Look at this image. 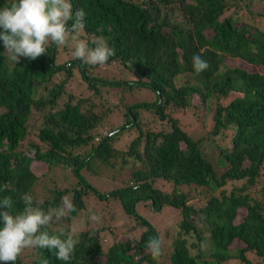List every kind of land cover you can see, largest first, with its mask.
<instances>
[{
  "label": "trees",
  "instance_id": "trees-1",
  "mask_svg": "<svg viewBox=\"0 0 264 264\" xmlns=\"http://www.w3.org/2000/svg\"><path fill=\"white\" fill-rule=\"evenodd\" d=\"M11 2L0 0V7ZM260 2L264 0H71L74 12H85L79 40L91 43L103 37L115 50L99 66L76 57L57 63L55 45L36 60L21 57L15 63L0 41V199L11 196L15 213L24 207V194L44 210L68 197L76 209L65 217L69 220L85 208L89 194H97L115 200L119 211L142 228L138 237L113 234L106 247L99 230L85 229L75 235L78 243L70 261L58 260L55 249L35 247L31 258L20 255L16 264H253L248 253L264 260V185L254 188L264 163V28L237 24L241 12L262 18L264 24V13L250 9ZM195 54L209 64L199 74L192 64ZM226 59L243 66H228ZM112 63L133 78L93 74L95 67ZM79 82L91 97L75 96ZM101 86L121 91L118 103L97 113ZM140 88L152 90L154 99L123 102V91ZM194 98L209 110L208 135L227 136L230 142L229 147L215 145L216 167L201 151L199 139L190 137L168 112L194 108ZM117 104L125 108L121 122L102 132L99 125ZM144 109L166 122L167 130H150L141 115ZM30 133L37 142L19 149ZM119 136H126L121 146ZM41 165L44 170L37 172ZM102 168H112V179L123 170L127 177L98 194L82 170L98 174ZM59 169L72 183L54 185L39 200L34 193L38 180ZM156 181L168 183L169 190L156 187ZM200 196V205L192 203ZM146 201L152 210L167 207L176 213L163 235L137 213L135 207ZM52 223L48 233L66 238L67 229L52 228ZM155 236L165 238L163 248H169L163 261L153 259L146 247Z\"/></svg>",
  "mask_w": 264,
  "mask_h": 264
},
{
  "label": "clouds",
  "instance_id": "clouds-1",
  "mask_svg": "<svg viewBox=\"0 0 264 264\" xmlns=\"http://www.w3.org/2000/svg\"><path fill=\"white\" fill-rule=\"evenodd\" d=\"M85 26L83 9L73 11L71 0H12L7 6L0 7V41L4 52L18 63L20 58L36 60L46 55L52 45L67 46L69 37L74 41L73 54L86 65L99 66L115 55L103 37L91 43L77 40ZM197 74L209 68L200 54L192 57ZM138 185H133L134 190ZM24 207L13 212V199L4 196L0 199V264H16L18 257L27 248L42 247L55 249L56 258L68 262L71 260L78 240L74 232H68L66 238L50 235L47 231L53 219L59 221L75 211V205L68 197L61 198V204L44 210L34 206L30 194L21 197ZM90 218L99 221L95 212ZM64 235V234H62ZM147 250L153 259L162 253L163 241L159 236L149 239ZM47 264V261H44Z\"/></svg>",
  "mask_w": 264,
  "mask_h": 264
},
{
  "label": "rangeland",
  "instance_id": "rangeland-1",
  "mask_svg": "<svg viewBox=\"0 0 264 264\" xmlns=\"http://www.w3.org/2000/svg\"><path fill=\"white\" fill-rule=\"evenodd\" d=\"M250 9L252 12H258L262 11L264 13V2H260L257 5L251 4ZM247 22L251 25H254L257 28L263 29L264 24L262 21V18L257 16H250L246 12H241L238 14L237 17V24ZM82 32V31H81ZM205 34L209 36L211 34L210 30H206ZM80 39V33L77 37V40ZM58 48V53L56 54V62L62 63L65 60L73 59L75 56L73 54L74 50V41L71 39V34L69 37V44L67 46H60ZM225 63L228 66H243V64L236 59H226ZM252 68H250L251 70ZM93 74H96L97 76H102L106 78H122V79H128L133 78L132 74L127 71L121 69L120 66L116 63H112L107 66H101V67H95L93 69ZM75 74H77L75 72ZM108 91L104 90V87L101 86V94L102 96L97 97V99L102 102V104H99L96 102L97 106L95 109V112L100 113L101 109L104 106H111L113 107L114 103H118L117 99L119 96L120 89L112 88ZM117 92L113 94V92ZM75 96L77 98H85L86 96L91 97V91L87 89L83 83H78V87L75 90ZM88 98V97H86ZM95 97H93L94 99ZM154 99V93L150 89L146 88H140V89H133L132 91L125 90L123 91V97L122 100L124 103H130L131 101H152ZM92 100V99H91ZM116 101V102H114ZM194 108H188V109H173L169 108L168 112L172 113L174 117L178 119L179 126L192 138L199 139L200 141V147L201 151L204 155L210 160V162L216 167L217 157H216V147L215 145L219 146H230V142L228 140V137L225 136V138H221L219 136L212 137L208 135V129L210 125L209 121V110L207 107H201L198 104V99L194 98ZM125 110L124 106L121 104H117V107H114L110 113H108L107 116H105L103 124L99 125L100 130L103 132L106 131L107 128L114 127L118 125L123 116L122 112ZM142 118H145L146 121H149L148 128L150 130H167L168 124L166 122H160L157 118H152L151 113H149L147 110H143V113H141ZM36 118V115L32 116V120ZM226 134H228V131H225ZM126 136H119L117 141V146H121L123 144V141L125 140ZM29 141L37 142V140L33 137V135L30 133L26 136V138L21 142V146L19 149L27 148V143ZM82 147L76 148L74 151L77 152L78 150H81ZM93 165V164H92ZM116 167V166H115ZM45 166L41 165V167H37V172H42L44 170ZM111 169H100L97 172L93 173L92 170H82V174L85 177V179L88 181L89 185L93 187L98 194L106 193L107 191L112 190V188L116 187L114 185L115 180L120 179L121 177H127L125 174L127 171L123 170L125 173L123 174H117V179L111 178ZM115 170V169H113ZM64 171L55 170L54 172L47 173L46 175L40 177L38 180L37 185L34 188L35 196L41 200L44 197L48 196V190L52 188L54 185L56 186H68L72 182L68 180L67 177H64ZM116 174V173H115ZM120 175V176H119ZM259 182L256 183L254 186L255 189L258 188L260 185H264V163L262 166V172L260 173V176L258 178ZM117 182V181H116ZM119 182L117 183V185ZM238 183H234V185H237ZM121 183L118 185L120 186ZM154 185L157 187H160L164 190H169L168 183H164L162 181H156ZM227 187L230 186V184H226ZM190 192L192 195L195 194V190L190 189ZM194 204L200 205L204 199L203 196H200L199 199H192ZM86 205L85 208L77 214L75 217L66 220L65 218H62L61 220L53 221L52 228H58L62 226V228H66L68 232H74L75 234L79 231H83L85 229L89 230H99V237L102 239L103 246L106 247L112 242V235L114 234L116 237L121 235H126L130 238L138 237L139 233L141 232V227H138V223L136 222L134 224V221L128 220L120 211L118 208V205L115 200H104L99 198V196L96 194H89V196L85 199ZM264 203V200H263ZM135 209L137 210V213L145 218L155 229H158V233H161L162 235L165 233L166 229L170 230L169 227H166L171 224V221L174 222L177 218L176 213L174 211H170L169 208H162L160 211L152 210L150 205L148 204V201L139 203ZM90 212H95L99 215L100 219L99 221H94L90 218ZM108 217L111 222H109ZM103 224H112L109 226L110 228L105 229H97L99 226ZM197 226L201 228L203 231V235L206 236L207 232L204 231L203 225L199 222H196ZM156 229V230H157ZM173 231H169L167 234L169 236L170 233ZM163 238L162 240H164ZM168 240V238H167ZM204 250L207 252L206 246L203 247ZM32 248L25 249L21 257L25 259L31 258L32 255ZM169 248H166V244H164V248H162V254H165L163 256L166 257H159L157 261H163L167 258ZM247 257L251 260L253 264H264V260H261L257 258L254 254H247ZM221 264H242L238 261L234 260H228L223 261Z\"/></svg>",
  "mask_w": 264,
  "mask_h": 264
}]
</instances>
